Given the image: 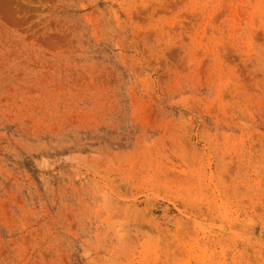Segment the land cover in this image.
Segmentation results:
<instances>
[{
	"label": "rangeland",
	"instance_id": "374dc122",
	"mask_svg": "<svg viewBox=\"0 0 264 264\" xmlns=\"http://www.w3.org/2000/svg\"><path fill=\"white\" fill-rule=\"evenodd\" d=\"M0 264H264V0H0Z\"/></svg>",
	"mask_w": 264,
	"mask_h": 264
}]
</instances>
